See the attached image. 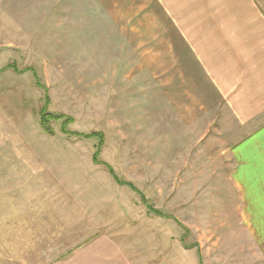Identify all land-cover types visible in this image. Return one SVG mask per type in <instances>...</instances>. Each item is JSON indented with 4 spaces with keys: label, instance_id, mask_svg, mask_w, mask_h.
Listing matches in <instances>:
<instances>
[{
    "label": "rangeland",
    "instance_id": "obj_1",
    "mask_svg": "<svg viewBox=\"0 0 264 264\" xmlns=\"http://www.w3.org/2000/svg\"><path fill=\"white\" fill-rule=\"evenodd\" d=\"M214 2L218 16L208 19L218 25L228 19L222 8L255 2L264 9V0ZM204 3L0 0V264H59L102 232L133 227L130 232L139 233L141 190L162 211L178 215L174 205L188 201L190 181L204 184L210 143L223 147L237 130L223 125L232 127V118L219 104L179 96L182 82L167 67L174 43L198 39L193 10ZM192 105L197 159L178 162L183 116ZM45 113L72 121L66 129L63 118L46 125ZM190 162L196 178L186 177ZM178 188L185 191L175 194ZM196 199L205 213L206 191ZM179 216L193 229L203 226L187 210ZM198 233L182 244L201 245L194 248L198 263L201 250L213 264H254L235 241ZM217 236L218 242L210 240Z\"/></svg>",
    "mask_w": 264,
    "mask_h": 264
},
{
    "label": "crops",
    "instance_id": "obj_2",
    "mask_svg": "<svg viewBox=\"0 0 264 264\" xmlns=\"http://www.w3.org/2000/svg\"><path fill=\"white\" fill-rule=\"evenodd\" d=\"M204 1L203 9L193 10L192 23L197 26L198 39L174 43L172 64L167 67L171 65L174 78L182 85L188 83V88L180 85L179 96H192L193 101L202 96L208 98V103L222 106L221 113L232 118V127L223 125L237 130L233 135L236 140L230 142L228 138L226 145L221 143L223 147L217 148L210 143V163H205L201 175L204 184L197 185L195 179L190 181L188 201L174 205L179 209H176L178 215L162 211L159 203L148 200L150 196L141 190L145 210L139 233L130 232L133 227L102 232L68 252L59 264H213L212 259H203L205 252L201 250L197 262L194 248L201 246L197 242L188 244L189 248L183 246L185 236L190 235V240L200 229L203 236L220 234L225 240L235 241L241 256L249 251L254 264H264V9L255 7V2L246 3L248 7L244 5L243 9L222 8L223 12H229L222 14L228 19L218 25L216 18L208 19L214 14L218 16L214 13V0ZM192 108L189 106L183 116L188 132L185 128L181 134L185 138H180L181 151L174 153L178 162L197 159L193 151L197 146V116L195 106ZM182 142L178 140L177 145ZM212 160L217 164L212 165ZM191 162L186 167V177L196 178L195 165ZM178 190L174 193L185 191ZM204 190L209 211L200 214L196 196ZM180 209L187 210L203 226L193 229L179 216ZM181 228L185 230L182 236ZM210 240L216 243L220 236ZM228 256L226 252L224 258ZM205 257L209 259L207 254ZM220 261V264L225 262Z\"/></svg>",
    "mask_w": 264,
    "mask_h": 264
},
{
    "label": "trees",
    "instance_id": "obj_3",
    "mask_svg": "<svg viewBox=\"0 0 264 264\" xmlns=\"http://www.w3.org/2000/svg\"><path fill=\"white\" fill-rule=\"evenodd\" d=\"M10 67H13V65H8V68H10ZM18 67H17V65H16V71L19 69H17ZM42 116H43V114H41ZM43 118L45 119V124L47 125H49L50 124V120L51 119H56V120H60L61 118H63L64 119V122H63V125H64V127H63V129H66L65 127L68 125V123H70V121H72V119L70 118V117H65V116H58V117H56V116H50L49 114H47V113H45V116H43ZM98 154H99V152H97L95 155H94V161L96 162V163H98L99 161L97 160V157H98ZM98 161V162H97ZM106 166H107V168L109 169V172L116 178V180L117 181H119L118 180V178L116 177V175L114 174V170H113V168L110 166V165H108V164H106ZM132 188H133V186H132ZM136 191H138V190H136ZM139 192V191H138ZM139 194H141V193H139ZM158 214H160V215H163L164 216V214L162 213V212H157Z\"/></svg>",
    "mask_w": 264,
    "mask_h": 264
}]
</instances>
